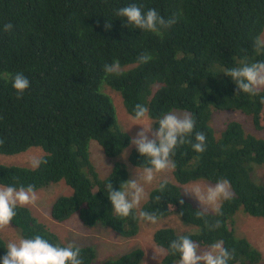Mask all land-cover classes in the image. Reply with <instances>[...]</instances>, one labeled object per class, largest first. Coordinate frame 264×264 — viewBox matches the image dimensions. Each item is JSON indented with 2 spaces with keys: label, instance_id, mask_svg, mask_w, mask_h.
<instances>
[{
  "label": "trees",
  "instance_id": "16d2710c",
  "mask_svg": "<svg viewBox=\"0 0 264 264\" xmlns=\"http://www.w3.org/2000/svg\"><path fill=\"white\" fill-rule=\"evenodd\" d=\"M133 4L144 12L155 9L165 19L175 14L177 22L160 35L137 29L115 14ZM6 23L13 25L12 31H3ZM263 33L264 0H0V140L4 141L0 156L20 155L31 148L45 153L41 157L45 162L37 169L0 161V185H33L36 192L64 182L72 194L54 203L56 221L78 213L86 226L102 224L126 239L140 234L145 222L140 211L154 212L158 218L174 216L186 231L166 227L153 236L166 252L164 264L180 259L166 251L178 235L189 236L200 249L223 241L225 248L234 250L229 264H264L263 254L237 236L233 223L240 211L264 218V183L251 177L253 165L264 166V138L246 133L236 120L219 134L212 127L218 110L251 116L256 129L264 130L260 103L264 90L255 96L237 94L234 82L224 74L241 66V61H264V52L254 47ZM142 53L152 57L147 64L137 61ZM114 61L119 62L120 73L106 75L104 66ZM18 72L30 84L20 98L11 81ZM109 91L122 96L130 116L137 103L146 106L155 129L164 113L180 111L195 120L186 139L195 143L196 132L206 136L203 153L195 152L190 143L177 145L172 156L174 177L155 182L141 207L126 218L112 211L106 185L110 182L114 191L120 190L130 180L128 165L140 168L146 158L129 147L131 135L123 130ZM92 141L111 159L130 150V162L116 161L102 178L91 159ZM221 178L229 180L233 192L222 202L223 215L208 212L197 218L195 212L202 210L182 187ZM217 219L220 228L205 227V220L211 224ZM11 223L22 238L39 234L53 245H67L28 206L17 207ZM7 243L0 233V261L7 254ZM79 248L83 264H141L146 257L138 249L117 259H98L94 248Z\"/></svg>",
  "mask_w": 264,
  "mask_h": 264
},
{
  "label": "clouds",
  "instance_id": "9594fccd",
  "mask_svg": "<svg viewBox=\"0 0 264 264\" xmlns=\"http://www.w3.org/2000/svg\"><path fill=\"white\" fill-rule=\"evenodd\" d=\"M115 14L126 19L128 24L137 29L157 35L161 34V30L169 29L177 22L175 14L165 19L155 9L144 12L141 7L134 4L119 8ZM106 27H110V24ZM12 29L11 23L3 25L4 32H10ZM254 47L258 53L264 52V37L258 36L254 40ZM151 59L148 53H142L137 57L140 64H147ZM103 71L106 75H118L121 71L120 64L118 61L106 64ZM224 74L234 82L237 94L243 92L255 96L264 90V61L252 63L246 60L241 61V66L230 68ZM11 81L18 98L30 86L29 80L22 72L12 75ZM260 103L264 104V97L261 98ZM129 119L133 125L141 128L130 140L129 147L134 146L140 156L146 158V161L139 170L135 169V175L129 181L121 184L120 190L114 191L110 182L106 185L107 198L111 203L112 211L118 217L123 218L132 214L133 210L139 208L141 202L147 198L145 185H151L158 174L175 169L176 164L172 156L175 155L177 145L190 143L197 153H203L206 150L204 132H196L195 143L186 139L191 136L195 126V120L190 113L172 111L164 113L158 120V128L153 131L149 109L137 103L134 107V115ZM3 143L4 141L0 140V144ZM129 158H131L130 153ZM44 162L41 158L34 156L28 163L31 168L37 169ZM166 184L167 181H164L159 185L161 191L164 190ZM184 191L193 196L203 208L202 211L195 212L197 218L204 217L208 212L222 216V201L232 197L230 182L224 178L211 186L193 184ZM36 200L33 185L27 187L21 185L19 188L14 185H0V231L9 227L16 215L17 207L35 204ZM180 203L182 204L183 201L181 200ZM180 215L182 216L183 212ZM139 218L151 224H156L159 219L154 212L145 211L139 212ZM205 227L214 231L221 227V221L217 219L209 224L205 220ZM166 251L172 255L178 254L180 259L176 261V264H229L234 254V250L230 252L223 246V241H216L201 251L196 242L184 235H178L172 240ZM6 252L0 264H83L79 247L71 243L66 246L53 245L39 234L33 238L21 237L18 240L9 241ZM141 264H143L142 261Z\"/></svg>",
  "mask_w": 264,
  "mask_h": 264
},
{
  "label": "rangeland",
  "instance_id": "374dc122",
  "mask_svg": "<svg viewBox=\"0 0 264 264\" xmlns=\"http://www.w3.org/2000/svg\"><path fill=\"white\" fill-rule=\"evenodd\" d=\"M261 37H264V33ZM109 94L114 100V103L117 108L118 118L122 125L124 131L131 135V138H134L141 130L140 126L133 125L132 121L129 119L130 115L123 108V98L116 91H109ZM176 113H184L180 111H174ZM213 124L212 127L215 129L216 134H219L227 124L232 120H237L241 122L243 130L252 135L255 138L262 139L264 138V130L256 129L253 123L251 116L243 115L240 112H220L214 110L213 113ZM151 124L154 128L153 120L151 119ZM151 138V134H149ZM135 148V147H133ZM130 150H126L121 156L111 159L108 157L102 148L96 141L90 143V154L92 162L101 175L102 178L107 177L113 168V165L116 161H125L126 158L129 161ZM44 151L41 148H31L28 152L16 155V156H0V161H3L5 164L9 165H19L26 168H31L29 165V160L32 157H43ZM123 159V160H122ZM130 162V161H129ZM127 165V164H126ZM135 167L130 163L127 167L129 179L135 175ZM140 168H138L139 170ZM172 171L158 174L156 179L151 185H145L146 194L150 192V189L160 180L172 179ZM251 177L255 182L260 184L264 183V166L253 165ZM156 182V183H155ZM193 184L200 185H210L215 184L212 182L198 181L189 184L186 187H182L184 195L191 201L196 202L198 208L203 210L199 202L191 195L185 193V189L190 187ZM232 192V189H231ZM37 200L35 204L27 205L32 209L34 214L43 222L48 228L52 229L53 232L59 235L60 239L66 244H73L78 247H92L98 255V259L112 260L117 259L118 257L124 256L126 254L132 253L138 249H142L146 252V257L143 264H164L163 258H165L166 252L164 249L159 247L153 241L154 233L161 228L174 227L180 231H186V227L183 223L176 217H166L159 218L156 224H151L149 222H143L141 226V232L136 238L126 239L122 237L115 231L105 227L102 224H97L93 227H88L80 219L78 213L74 214L67 221L58 222L52 217V208L56 200L65 195L70 196L72 190L64 182H59L53 184L49 187L40 189L35 192ZM233 194V192H232ZM146 200V199H145ZM143 200L141 205L144 203ZM223 202V201H222ZM141 205L139 207H141ZM237 236L247 239L252 243L255 248H257L264 256V218H254L248 214L240 211V213L234 218L233 221ZM2 237L6 242L11 240H18L21 236L18 233L17 227L12 223L9 224V227L0 231ZM206 248L200 249L203 251ZM164 250V251H162Z\"/></svg>",
  "mask_w": 264,
  "mask_h": 264
},
{
  "label": "flooded vegetation",
  "instance_id": "af4514ba",
  "mask_svg": "<svg viewBox=\"0 0 264 264\" xmlns=\"http://www.w3.org/2000/svg\"><path fill=\"white\" fill-rule=\"evenodd\" d=\"M134 150L136 151V149L134 148ZM130 178V176H128Z\"/></svg>",
  "mask_w": 264,
  "mask_h": 264
},
{
  "label": "bare ground",
  "instance_id": "6f19581e",
  "mask_svg": "<svg viewBox=\"0 0 264 264\" xmlns=\"http://www.w3.org/2000/svg\"><path fill=\"white\" fill-rule=\"evenodd\" d=\"M236 121H237V120H236ZM225 128H226V127H225ZM225 128H224V129H225ZM224 129H223V130H224ZM221 132H222V131H221Z\"/></svg>",
  "mask_w": 264,
  "mask_h": 264
}]
</instances>
